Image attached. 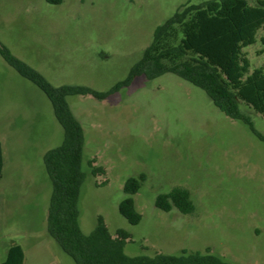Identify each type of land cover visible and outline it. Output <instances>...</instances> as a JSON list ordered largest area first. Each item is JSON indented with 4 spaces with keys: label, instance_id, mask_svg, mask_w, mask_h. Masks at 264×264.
I'll return each instance as SVG.
<instances>
[{
    "label": "rangeland",
    "instance_id": "obj_1",
    "mask_svg": "<svg viewBox=\"0 0 264 264\" xmlns=\"http://www.w3.org/2000/svg\"><path fill=\"white\" fill-rule=\"evenodd\" d=\"M210 0H0V43L52 85L108 91L127 78L155 29L183 5ZM254 4V0H249ZM260 30L244 48L250 72L264 66ZM249 72V73H250ZM85 136L79 222L91 233L101 216L109 231L130 234L128 256L212 253L230 264H264V143L228 117L208 94L173 74L138 77L105 100L68 97ZM264 134V117L242 104ZM63 142L47 96L0 55V263L20 245L24 264H75L47 230L52 182L44 155ZM104 173L92 175V167ZM145 175L133 196L142 220L120 213L124 185ZM180 187L195 211L156 207Z\"/></svg>",
    "mask_w": 264,
    "mask_h": 264
},
{
    "label": "trees",
    "instance_id": "obj_2",
    "mask_svg": "<svg viewBox=\"0 0 264 264\" xmlns=\"http://www.w3.org/2000/svg\"><path fill=\"white\" fill-rule=\"evenodd\" d=\"M63 0H46L61 4ZM210 0L200 5L186 4L158 26L153 41L143 57L131 68L126 79L108 91H97L84 85L54 86L39 71L15 56L0 43V55L20 76L36 85L50 100L54 114L63 128V142L44 155V164L52 182L47 230L75 264H230L212 253L183 252L181 255L157 253L154 256H128L125 246L130 234L118 229L114 236L99 216L95 229L85 234L79 222V199L86 178L82 169L84 129L70 108L68 97L91 95L105 100L135 79H155L173 73L204 90L212 102L228 117L245 123L264 143L259 132L241 105L264 117V66L250 72V61L244 48L256 42L264 31V0ZM264 45V35L261 37ZM250 72V73H249ZM92 175L104 173L92 166ZM4 157L0 143V180ZM146 180L145 175L129 178L124 185L126 197L119 204V213L132 225L142 220L133 196ZM156 207L169 212L176 208L191 214L195 206L190 192L176 187L156 199ZM25 253L20 245L9 248L0 264H24Z\"/></svg>",
    "mask_w": 264,
    "mask_h": 264
},
{
    "label": "water",
    "instance_id": "obj_3",
    "mask_svg": "<svg viewBox=\"0 0 264 264\" xmlns=\"http://www.w3.org/2000/svg\"><path fill=\"white\" fill-rule=\"evenodd\" d=\"M48 215H49V213H48Z\"/></svg>",
    "mask_w": 264,
    "mask_h": 264
}]
</instances>
